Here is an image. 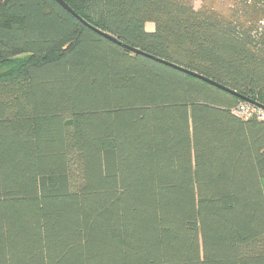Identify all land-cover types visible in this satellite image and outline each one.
<instances>
[{
  "label": "trees",
  "instance_id": "16d2710c",
  "mask_svg": "<svg viewBox=\"0 0 264 264\" xmlns=\"http://www.w3.org/2000/svg\"><path fill=\"white\" fill-rule=\"evenodd\" d=\"M62 1L0 0V264H264V0Z\"/></svg>",
  "mask_w": 264,
  "mask_h": 264
},
{
  "label": "rangeland",
  "instance_id": "374dc122",
  "mask_svg": "<svg viewBox=\"0 0 264 264\" xmlns=\"http://www.w3.org/2000/svg\"><path fill=\"white\" fill-rule=\"evenodd\" d=\"M193 8L199 10L202 7L218 12L219 14L226 15L229 10L234 6L233 0H190ZM153 28V24L148 23L146 29L149 31ZM10 64L0 66V75L6 73Z\"/></svg>",
  "mask_w": 264,
  "mask_h": 264
},
{
  "label": "water",
  "instance_id": "95a60500",
  "mask_svg": "<svg viewBox=\"0 0 264 264\" xmlns=\"http://www.w3.org/2000/svg\"><path fill=\"white\" fill-rule=\"evenodd\" d=\"M60 6H62L66 11H68L70 14H72V15H74V16H76L77 18H79L77 15H75V13L62 1V0H55ZM80 19V18H79ZM89 26V25H88ZM91 27V26H90ZM92 28V27H91ZM95 30V29H94ZM97 33H99V34H101L103 37H105L106 39H108V40H110V41H112V42H114V43H117V44H119L120 46H122L125 50H127V51H129V52H131V53H133V54H141V55H144V56H147V57H149V58H152V59H154V60H156V61H158V62H161V63H163V64H165V65H168V66H170V67H173V68H175V69H178V70H181V71H183V72H185V73H187L188 75H190V76H192V77H197V78H200V79H202L203 81H205V82H207V83H209V84H211V85H213V86H216L217 88H219L220 90H223V91H225V92H227V93H230V94H233V95H235V93H233L232 91H230V90H228V89H226V88H224V87H221V86H219V85H216L215 83H212V82H210V81H208V80H206V79H204V78H202V77H200V76H198V75H196V74H194V73H190V72H188V71H185V70H183V69H180V68H178V67H176V66H174V65H171V64H168V63H166V62H164V61H161V60H159V59H156V58H153V57H150V56H148V55H146V54H143V53H141V52H139L138 50H136V49H132V48H130V47H127V46H125V45H123V44H121L120 42H118L115 38H113L112 36H110V35H108V34H105V33H102V32H100V31H98V30H95ZM259 108H262V107H259ZM264 109V108H263Z\"/></svg>",
  "mask_w": 264,
  "mask_h": 264
},
{
  "label": "built area",
  "instance_id": "2783aa9c",
  "mask_svg": "<svg viewBox=\"0 0 264 264\" xmlns=\"http://www.w3.org/2000/svg\"><path fill=\"white\" fill-rule=\"evenodd\" d=\"M233 113L240 118L256 116L259 120L264 121V109L262 108L240 105L233 110Z\"/></svg>",
  "mask_w": 264,
  "mask_h": 264
},
{
  "label": "crops",
  "instance_id": "0c3cea01",
  "mask_svg": "<svg viewBox=\"0 0 264 264\" xmlns=\"http://www.w3.org/2000/svg\"><path fill=\"white\" fill-rule=\"evenodd\" d=\"M146 27H147V25H146ZM146 31H148V30L146 29ZM152 31H153V28L151 30H149L148 32H152Z\"/></svg>",
  "mask_w": 264,
  "mask_h": 264
}]
</instances>
